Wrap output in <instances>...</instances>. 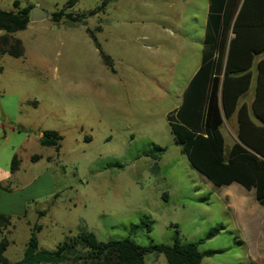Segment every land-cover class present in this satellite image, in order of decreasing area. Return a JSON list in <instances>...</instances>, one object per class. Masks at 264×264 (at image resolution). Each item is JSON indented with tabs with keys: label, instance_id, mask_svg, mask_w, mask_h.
Segmentation results:
<instances>
[{
	"label": "rangeland",
	"instance_id": "obj_1",
	"mask_svg": "<svg viewBox=\"0 0 264 264\" xmlns=\"http://www.w3.org/2000/svg\"><path fill=\"white\" fill-rule=\"evenodd\" d=\"M14 1L0 0V9L12 10ZM20 1L49 17L68 4ZM208 6V0H78L68 12L86 15L84 22L37 21L41 36L56 42L49 53L40 50L53 65L45 89L35 73L24 82L41 107L26 118L22 134L0 129L2 142L22 159L24 178L44 177L7 237L14 240L11 259H22L38 224L41 250L90 231L102 242L131 239L142 247L174 245L178 237L210 254L202 264H264V242L258 252L249 249L250 235L231 214L225 200L231 189L192 168L171 130L169 116L182 106L183 88L201 63L197 42L205 39ZM26 35L34 43L37 31ZM53 79L60 86L55 96ZM46 130L61 131L59 152L40 144ZM224 132L237 133L231 121ZM145 264L168 263L148 253Z\"/></svg>",
	"mask_w": 264,
	"mask_h": 264
},
{
	"label": "trees",
	"instance_id": "obj_2",
	"mask_svg": "<svg viewBox=\"0 0 264 264\" xmlns=\"http://www.w3.org/2000/svg\"><path fill=\"white\" fill-rule=\"evenodd\" d=\"M242 1L209 0L205 58L184 94L182 106L169 119L175 139L192 168L216 187L237 182L249 191L255 190L258 203L264 206V59L256 64V57L264 55V0H244L243 4ZM77 2L68 0L63 10L51 14L52 22L58 25L66 21L84 22L86 15L68 12ZM13 5L12 10L0 9V30L4 32L0 36V59L4 55L25 56L24 44L14 34L31 24L34 4L23 7L21 1L16 0ZM231 27L235 38L231 41L224 70L225 39ZM87 32L98 46L93 32L90 29ZM218 48L220 57L215 60ZM101 55L110 65L111 59L102 51ZM255 64L257 87L249 107L246 103L241 105L240 101L249 94ZM233 119L237 125V142L226 155L221 129L225 122ZM63 138L59 132L48 130L40 143L59 152ZM14 157L13 174L20 170L22 163L18 155ZM39 159L34 156L32 161ZM11 225L10 217L0 215L1 234ZM41 229L38 224L34 226L24 258L16 263L7 259L10 241L1 236L0 264H145L148 253L164 255L168 264H202L204 257L210 255L200 252L198 244L183 243L178 237L174 245L142 247L131 239L102 242L90 231L67 237L56 250L47 251L40 248L38 232Z\"/></svg>",
	"mask_w": 264,
	"mask_h": 264
},
{
	"label": "crops",
	"instance_id": "obj_3",
	"mask_svg": "<svg viewBox=\"0 0 264 264\" xmlns=\"http://www.w3.org/2000/svg\"><path fill=\"white\" fill-rule=\"evenodd\" d=\"M209 6L207 15L208 19ZM50 18L51 17H49L48 19ZM208 19L206 20L203 26V35L205 39L207 38L206 34L208 27ZM30 23L31 24L28 25L26 30L14 34L15 38L23 42L25 47V56L23 58H13L9 55H4L0 59V121L3 123V128L6 130V132L8 131L10 135H14L15 133L22 134L25 128L24 125L26 124V118L30 115L31 111H38L41 107V101H39L37 97L30 96L29 90L24 86V82L28 79L29 72H32L34 76L36 74V76L39 77L43 90L45 89L46 77L51 76L52 74L51 70L53 65L51 63V55L45 52L40 53V50L47 49L49 53L56 46V42L54 40H51L52 38L44 39L41 36V33L38 31L39 26H37V23L39 22H33L31 20ZM232 27L228 30L225 39V57H223L224 70L228 59L231 41L235 38V34L233 33ZM30 29L37 31V35L33 37L34 43H29L28 39H30V37L26 35V32ZM220 33L222 32L220 31ZM3 34L4 32L0 30V36H2ZM221 38L222 37H220L219 40ZM205 39H199L197 42L200 43V46H202L201 63L195 73L192 75V77L186 82L182 91L183 94H185L194 77L196 76L197 72L202 66L203 58H205ZM214 56L215 60L219 59V48L215 50ZM262 59H264L263 54L261 56H257L256 64ZM256 64L255 67L252 69L254 77L249 90V94H247L241 99V105L246 103L249 105V107H251L254 101L258 75ZM221 78H223V76ZM53 83L54 85L50 86L49 88L52 90L51 92L55 96V94H58V92L60 91V86H56V79H53ZM231 122L237 132V125L235 120L233 119ZM255 122L257 123L256 120ZM199 125L202 127L203 120ZM52 131H57L62 135L61 131ZM221 131L223 132V135L225 137V151L226 155H228L230 154L234 144L237 142L236 134L238 132L235 133V136L229 134L227 135L225 134L226 132H224V126L222 127ZM44 132L45 131L40 132V140L41 138H43ZM7 138L10 139V137ZM15 149L13 148L11 151L8 150L7 146L5 145V143L2 142V138L0 137V215L10 217L12 219V225L8 228V230H5L3 232L4 234H1L0 229V238L1 236L8 237L14 235V232L16 231L17 227L15 224V218H25V215H27V205L29 204V202L36 200L37 196H39L36 195V189L39 190L40 187H44L43 175L38 177L32 176L30 178H24V176L21 174V168L18 172L14 174L12 173V160L13 158H15V155H18V157H20L18 152L15 153ZM39 161L40 159L36 162ZM15 185H17L18 187H16ZM23 185H26V191L25 189H20V186ZM217 188H230V193L233 191L231 194L229 192V194L225 193V200L229 201V205H231L232 208L231 214L235 218L238 227H240L239 229L241 230V232L243 234H248L251 237L249 249L253 248L254 251L258 252L260 240L264 242V206H262L261 204L260 205L262 207L258 206L255 190L249 191V189L245 188L243 185L237 182H234L229 186ZM13 242L14 240L10 241V245L14 244ZM11 247L12 246H9V249L6 252L7 259L12 263L21 261L24 258L25 253L23 254L22 259L13 260L9 257V251Z\"/></svg>",
	"mask_w": 264,
	"mask_h": 264
},
{
	"label": "water",
	"instance_id": "obj_4",
	"mask_svg": "<svg viewBox=\"0 0 264 264\" xmlns=\"http://www.w3.org/2000/svg\"><path fill=\"white\" fill-rule=\"evenodd\" d=\"M44 17H46V18L49 17V15L47 14L46 11H44L43 9L38 8V7H33L32 14H31V20L33 22L40 21Z\"/></svg>",
	"mask_w": 264,
	"mask_h": 264
},
{
	"label": "built area",
	"instance_id": "obj_5",
	"mask_svg": "<svg viewBox=\"0 0 264 264\" xmlns=\"http://www.w3.org/2000/svg\"><path fill=\"white\" fill-rule=\"evenodd\" d=\"M1 128H3V124H2V122L0 121V129H1Z\"/></svg>",
	"mask_w": 264,
	"mask_h": 264
}]
</instances>
